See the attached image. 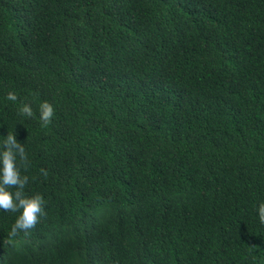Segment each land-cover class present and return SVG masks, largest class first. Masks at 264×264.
Here are the masks:
<instances>
[{
  "label": "trees",
  "instance_id": "obj_1",
  "mask_svg": "<svg viewBox=\"0 0 264 264\" xmlns=\"http://www.w3.org/2000/svg\"><path fill=\"white\" fill-rule=\"evenodd\" d=\"M12 131L45 215L0 264H264V0H0Z\"/></svg>",
  "mask_w": 264,
  "mask_h": 264
},
{
  "label": "clouds",
  "instance_id": "obj_2",
  "mask_svg": "<svg viewBox=\"0 0 264 264\" xmlns=\"http://www.w3.org/2000/svg\"><path fill=\"white\" fill-rule=\"evenodd\" d=\"M5 99L16 102L17 93L8 91ZM18 111L25 117L34 115L28 103H21ZM52 116L53 106L47 101H42L39 105L38 119L43 125H47ZM27 165L28 158L24 143L15 139L13 131L0 136V210L12 215L16 213L9 230L10 236H15L18 232L27 234L40 217L45 215L43 197L39 193L31 196L24 193L29 177L22 174L21 168H26ZM13 188L14 190H10ZM255 211L258 221L264 224V201L257 202ZM15 238L8 239V243L13 244Z\"/></svg>",
  "mask_w": 264,
  "mask_h": 264
}]
</instances>
